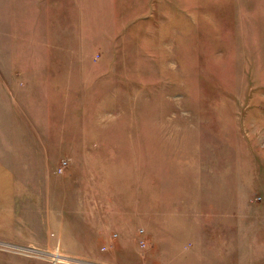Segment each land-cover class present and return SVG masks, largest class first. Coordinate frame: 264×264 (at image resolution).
<instances>
[{"label":"rangeland","instance_id":"1","mask_svg":"<svg viewBox=\"0 0 264 264\" xmlns=\"http://www.w3.org/2000/svg\"><path fill=\"white\" fill-rule=\"evenodd\" d=\"M61 3L0 0V264H264V0Z\"/></svg>","mask_w":264,"mask_h":264},{"label":"crops","instance_id":"2","mask_svg":"<svg viewBox=\"0 0 264 264\" xmlns=\"http://www.w3.org/2000/svg\"><path fill=\"white\" fill-rule=\"evenodd\" d=\"M62 8L64 11L68 10V12H75L74 14L70 13L68 16L64 15L63 13L61 14L62 18L67 17L71 19L76 18V16H80V13L83 12L84 8L87 9L86 12L89 13L88 18L90 19L89 28L93 30L94 34L97 32L100 34L102 32L100 23L102 18V0H69L68 5L61 3V9ZM97 22H99L98 26ZM72 24L73 26H76L75 22H72Z\"/></svg>","mask_w":264,"mask_h":264}]
</instances>
